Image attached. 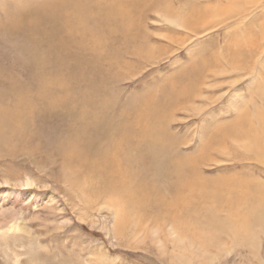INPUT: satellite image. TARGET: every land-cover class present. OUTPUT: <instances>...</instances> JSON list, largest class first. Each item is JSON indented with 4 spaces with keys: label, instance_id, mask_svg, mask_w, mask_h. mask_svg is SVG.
I'll list each match as a JSON object with an SVG mask.
<instances>
[{
    "label": "rangeland",
    "instance_id": "374dc122",
    "mask_svg": "<svg viewBox=\"0 0 264 264\" xmlns=\"http://www.w3.org/2000/svg\"><path fill=\"white\" fill-rule=\"evenodd\" d=\"M22 1L0 0V18ZM94 2L112 29L81 13L87 45L64 61L76 71L49 76L53 97L79 94V106L70 117L25 113L18 143L0 148V264H264L248 194L264 184V43L240 45L264 32V10L229 22L204 13L211 0ZM22 43L0 23L4 69L38 85ZM92 94L96 107L83 102ZM151 112L159 123L143 124ZM97 115L108 129L93 138L101 167L63 145L67 128L75 145ZM125 123L129 140L116 132Z\"/></svg>",
    "mask_w": 264,
    "mask_h": 264
},
{
    "label": "bare ground",
    "instance_id": "6f19581e",
    "mask_svg": "<svg viewBox=\"0 0 264 264\" xmlns=\"http://www.w3.org/2000/svg\"><path fill=\"white\" fill-rule=\"evenodd\" d=\"M94 1L95 0H23L19 3V6L16 8L14 7V9L5 16H1L0 23L3 32L11 39L22 40V47L30 54L29 61H33L40 70L33 74L34 77L39 78L40 83L35 85L34 82L33 84L35 86H24L23 82L16 78V74L7 72L4 69L6 66L4 64H8V62L0 61V76L5 77L3 80L0 78V108H2L0 109V140L3 142L1 143L0 141V148L3 146L11 148L15 145L11 144L12 142L18 143L19 138L17 137L20 133L24 134L25 131L23 128V125L26 124L23 117L25 113H35V115L41 113L44 118H49L50 113L56 112V115L59 114L60 116L63 115V117H70L74 111L73 108L79 106L74 100L80 98L79 94L74 96L70 91L65 90L62 91L60 97H53L52 88H50V86L54 87L53 84L56 81L51 85L49 76L55 72L64 74L65 69L67 73L76 71L73 65L64 63V61H67L65 58L79 55L77 48L80 47V44L83 46L87 45L85 32L89 29L81 13L84 15L86 13V18L89 20L91 19L94 25L98 23L99 25L101 24L103 33L107 32L105 26L112 29L110 27L112 18L109 14L110 11L108 10V6H103ZM202 6L206 9L204 13L209 14V16L212 15L213 17L219 16L220 21L229 20L233 17H235L233 19L237 18V20L242 21L248 16L249 10L252 12L264 10V0H211L207 6ZM165 18L167 17H164V19ZM230 21L231 20H229V22ZM262 43H264V32L260 37L251 36L246 38L245 42L240 45L261 46ZM44 47L49 48V50H44ZM52 54L53 58H51ZM233 61L236 62L235 56ZM14 67L15 64H10L6 68L7 70H13ZM30 77L32 78V74ZM27 78L29 79V77ZM22 79L25 80L26 78L22 77L21 80ZM31 80H33V78ZM61 80L59 79L58 81ZM67 81L63 80V82H61L68 84ZM62 83L60 84L62 85ZM60 84L56 86H60ZM34 88L38 89V91L36 92ZM92 95L90 96L91 99H83V102L91 107H96V97L95 94ZM133 111L135 117L141 116V111L139 109H134ZM102 117L103 115H97L91 123L86 125L84 133L78 138V142L75 145H71L72 142L77 140L72 126L67 128L64 134V136H66V138L64 137L63 144L65 148H69L71 154L85 155L88 159H92L97 167H101V165L97 159L93 158V154L95 153V142L93 138L98 134L102 123L105 129L104 134H106L108 130L105 119L103 120ZM145 120L147 123L144 121L141 122H143V124H157L160 121V115L156 112H151L146 116ZM15 124L18 125L13 127ZM132 125L133 124L125 123L122 127L116 129L117 133L119 129V133L123 140H129L130 136L134 134ZM146 131L149 134H146L144 140L148 147H160V141L162 140L159 134L160 132L153 129H147ZM15 138H17L16 141H14ZM255 156L258 162L264 167V151L259 150L256 152ZM103 167L104 169L108 168L107 166H102V168ZM32 182L33 180L31 178H27L23 184L30 185ZM259 184L262 186L260 190L248 192L251 200L249 205V216L250 218L252 217L255 222L258 221L261 223L262 229H264V184L262 185V182ZM243 229L247 234L249 233L250 229L247 227V224L244 225ZM10 233L11 231L7 230L2 234L4 240L8 243H10L9 238L15 235L12 233L13 235L11 236ZM15 237L16 236L13 238Z\"/></svg>",
    "mask_w": 264,
    "mask_h": 264
}]
</instances>
